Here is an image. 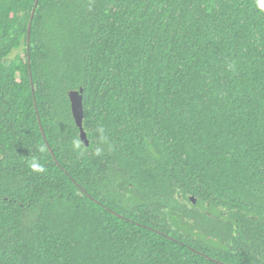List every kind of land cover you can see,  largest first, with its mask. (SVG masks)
I'll list each match as a JSON object with an SVG mask.
<instances>
[{"label": "trees", "instance_id": "obj_1", "mask_svg": "<svg viewBox=\"0 0 264 264\" xmlns=\"http://www.w3.org/2000/svg\"><path fill=\"white\" fill-rule=\"evenodd\" d=\"M223 263L264 264V0H0V264Z\"/></svg>", "mask_w": 264, "mask_h": 264}, {"label": "water", "instance_id": "obj_2", "mask_svg": "<svg viewBox=\"0 0 264 264\" xmlns=\"http://www.w3.org/2000/svg\"><path fill=\"white\" fill-rule=\"evenodd\" d=\"M35 6H36V2L34 4L32 12H31L30 18L33 17ZM30 27H31V23L28 24V28H27V35H28V37H27V45H28L29 40H30ZM68 97H69V100H70V107H71L72 116L74 118L76 126L79 129L80 139L82 140V142L85 145H88L89 144V139L87 137L86 131L83 128V118H84L83 89L80 88V89H75V90H69L68 91ZM41 131H42V134L44 136L43 130H41ZM47 145H48V143H47ZM51 153L53 154L52 151H51ZM190 198H191V200L193 202L196 201V199L193 196H191ZM201 254H203V253H201ZM223 264H225V263H223Z\"/></svg>", "mask_w": 264, "mask_h": 264}, {"label": "rangeland", "instance_id": "obj_3", "mask_svg": "<svg viewBox=\"0 0 264 264\" xmlns=\"http://www.w3.org/2000/svg\"><path fill=\"white\" fill-rule=\"evenodd\" d=\"M80 89V88H79Z\"/></svg>", "mask_w": 264, "mask_h": 264}]
</instances>
